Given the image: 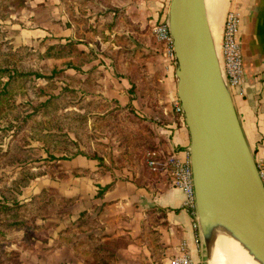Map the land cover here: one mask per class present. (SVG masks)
<instances>
[{"label":"crops","instance_id":"0c3cea01","mask_svg":"<svg viewBox=\"0 0 264 264\" xmlns=\"http://www.w3.org/2000/svg\"><path fill=\"white\" fill-rule=\"evenodd\" d=\"M170 1L81 0L77 27L64 19L58 35L62 42L79 40L77 61L85 76L79 93L93 101L91 108L87 99L80 108L98 115L94 128L103 132L95 134L92 143L80 140L81 152L60 158L58 169H48L24 188L25 200L48 192V214L41 218L44 238L30 254L34 264H167L182 243L200 260L194 216L183 206L184 192L167 173L153 172L144 162L152 149L185 155L190 147L186 121L173 109L175 65L166 62L163 46L151 32L155 22L168 19ZM62 4L48 0V15L59 8L64 12ZM248 16L257 17L254 9L245 18L243 35ZM51 25L48 17V39L57 35ZM260 34L262 30L251 32L244 94L233 97L256 162L264 161ZM95 67L101 70L97 77Z\"/></svg>","mask_w":264,"mask_h":264},{"label":"rangeland","instance_id":"374dc122","mask_svg":"<svg viewBox=\"0 0 264 264\" xmlns=\"http://www.w3.org/2000/svg\"><path fill=\"white\" fill-rule=\"evenodd\" d=\"M32 1L24 0L22 8H17L14 0H0V64L7 62L19 71L30 74L29 77H24L26 82L22 87L20 83L14 84L17 104L31 103L38 106L51 101L49 106L53 112L48 113L45 107H39L33 112L34 109L30 106L24 109V106L13 107L4 103L0 105V204L14 206L12 213L0 212V264H34L36 261L30 256L31 251L36 250L38 241L44 238L43 219L34 215L40 205L37 199L40 198L33 195L31 199H37L26 205L24 203L31 199L25 200L21 196L26 188L23 185L24 177L30 178L33 174L42 176L50 168L58 169L57 162L60 158L77 153L80 140L86 144L92 143L95 134L100 135L103 132H97L94 128L98 115L83 113L80 108L88 98L83 100L79 93L83 87L81 79L85 77L81 72L84 71L82 63L77 61L81 52L76 45L79 40L72 38L62 42L63 37L58 35L62 27H65L64 19H69L77 27L81 0H62L64 12L59 8L58 12L54 10L55 14L50 13V16L48 0L37 3ZM260 4L261 0H227L224 13L238 6L244 15V23L254 6ZM103 11L104 9L98 10L99 15ZM61 16L66 18L60 19ZM48 17L52 22V30L57 33L49 39ZM215 17L217 18L216 15ZM256 29L262 30L263 34L260 35L264 36V26L257 25ZM75 34L79 35L77 32ZM49 45L71 51L73 58L64 61L61 58H48L45 53ZM11 49L15 51L14 55L10 54ZM68 68L71 70L67 71ZM93 72V76L97 77L101 70L95 67ZM3 80L7 81L8 77H3ZM88 103L91 108L93 101L89 100ZM30 113H33L32 118L20 132L17 131L19 120ZM49 125L55 126L51 129L55 133L53 136H48ZM84 151L89 154L87 148ZM159 153L164 155L165 152ZM147 160L146 154V167L157 172L150 168ZM45 198H48V192ZM199 253L202 264L211 263L207 249L204 248ZM218 264L224 262L220 259Z\"/></svg>","mask_w":264,"mask_h":264},{"label":"water","instance_id":"95a60500","mask_svg":"<svg viewBox=\"0 0 264 264\" xmlns=\"http://www.w3.org/2000/svg\"><path fill=\"white\" fill-rule=\"evenodd\" d=\"M227 13L218 53L206 0L170 1L167 22L174 43L177 94L190 135L200 250H208L212 264L215 226L220 225L264 264V184L222 60ZM252 19L247 17L242 37L244 60L253 47L251 32L257 30Z\"/></svg>","mask_w":264,"mask_h":264},{"label":"built area","instance_id":"2783aa9c","mask_svg":"<svg viewBox=\"0 0 264 264\" xmlns=\"http://www.w3.org/2000/svg\"><path fill=\"white\" fill-rule=\"evenodd\" d=\"M243 19L244 15L238 6L230 8L227 13L223 30L222 60L233 97L243 96V84L246 80L242 49ZM151 32L156 41L163 46L166 61L169 63H175L174 43L167 19L155 22L152 25ZM172 102L175 113L180 115L183 121H185L183 108L178 98V94H175ZM147 157V162L151 169L168 173L172 184L182 189L184 192L185 200L183 206L194 216V228L197 231V244L200 247L198 222L196 219V195L190 149L187 150L185 155H182L177 151L161 155L157 150H150L147 152ZM257 167L264 184V161H258ZM167 264H202V262L192 255L186 243H182L180 245L179 253L171 256Z\"/></svg>","mask_w":264,"mask_h":264},{"label":"trees","instance_id":"16d2710c","mask_svg":"<svg viewBox=\"0 0 264 264\" xmlns=\"http://www.w3.org/2000/svg\"><path fill=\"white\" fill-rule=\"evenodd\" d=\"M15 2V6L17 8H22V6L24 5V0H14ZM259 6V5H257ZM10 54H15V51H13L12 49L10 50ZM81 54V53H80ZM45 56H48V58H63L66 56H71V51L67 52L65 51L63 48H58L54 45H49L48 49L45 53ZM29 73L28 72H23V71H19L18 69H16V67L11 66L9 63H5V64H0V105L1 104H6L9 106H13V107H22L24 106V109H26L27 107H33L34 111L36 112V110L39 107H45L48 109V113H52V108L51 106H49L51 104V101H46L45 103H42L38 106H33L31 103H16V96L14 94V89L15 87V83H20L21 87L23 86V84L26 82V79H24V77H29ZM3 77H8L7 81L3 80ZM23 80V81H22ZM1 84H3V86L1 87ZM46 112V111H44ZM33 113L27 114L22 116V118L19 120L20 123L17 124V131L20 132V129L24 128L25 124L32 118ZM53 127H55L54 125L52 126H48V136H53L55 135V133H53V131L51 129H53ZM16 131V132H17ZM73 145H76L75 143H73ZM81 152L80 149L77 151V153ZM75 153V154H77ZM73 154V155H75ZM37 176H39V174H33L32 177L29 178V176H25L24 177V182L23 185L27 186L30 184L31 180L35 179ZM37 196V195H35ZM41 198L37 199L36 197H33L28 203H24L26 205H30L33 203L34 199L36 198L38 200V203H40V205L35 209L37 212L34 213V215H36V217H43L44 215L48 214V201H46L44 199V192L40 193ZM22 204V205H24ZM21 205V204H20ZM16 209V208H15ZM14 210V206H10L7 203H3L0 204V212L3 213H12V211ZM35 226V225H34Z\"/></svg>","mask_w":264,"mask_h":264},{"label":"bare ground","instance_id":"6f19581e","mask_svg":"<svg viewBox=\"0 0 264 264\" xmlns=\"http://www.w3.org/2000/svg\"><path fill=\"white\" fill-rule=\"evenodd\" d=\"M226 3L227 0H206L208 20L218 53ZM221 228L222 226L220 225L215 226L212 264H218L220 259L224 264H262L260 260L256 259L254 255L250 253L249 249H247L244 244L232 236L229 231L222 230Z\"/></svg>","mask_w":264,"mask_h":264},{"label":"flooded vegetation","instance_id":"af4514ba","mask_svg":"<svg viewBox=\"0 0 264 264\" xmlns=\"http://www.w3.org/2000/svg\"><path fill=\"white\" fill-rule=\"evenodd\" d=\"M254 13L257 15V17H254L252 21H255V27H257V25H261L264 26V0H261V4L260 6H256L254 9ZM257 31H259L257 29ZM263 34V33H262Z\"/></svg>","mask_w":264,"mask_h":264}]
</instances>
